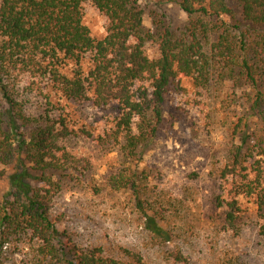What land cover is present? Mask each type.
Returning a JSON list of instances; mask_svg holds the SVG:
<instances>
[{
    "label": "trees",
    "instance_id": "obj_1",
    "mask_svg": "<svg viewBox=\"0 0 264 264\" xmlns=\"http://www.w3.org/2000/svg\"><path fill=\"white\" fill-rule=\"evenodd\" d=\"M164 1L186 16L179 35L163 20L152 24L153 31L145 30L140 0H0V163L13 166L0 200V264L16 248L25 252L12 264H140L129 252L125 257L131 263L107 256L100 247L82 248L57 229L52 207L58 180L65 177L57 171H66L67 163L60 143L71 133L69 123L54 112L55 97L89 101L94 109L115 104L113 128L96 142H122L120 150L133 157L155 138L168 88L181 78L203 87L213 64L220 63L237 68L252 87L251 112L264 126V90L258 85L264 77V0ZM87 3L106 18L101 40L92 39L83 25ZM232 5L245 24L229 22ZM147 42L156 46L155 59L146 55ZM88 55L85 72L80 63ZM261 136L252 150L232 152L219 176L234 180L225 197H215L224 230L236 225L243 197L253 199L264 221V173L243 167L256 148L257 156H264V127ZM141 177L114 175L107 185L132 192L144 229L168 243L169 203L148 199ZM172 208L177 211L174 203ZM259 231L264 235V224ZM172 258L188 264L179 250Z\"/></svg>",
    "mask_w": 264,
    "mask_h": 264
},
{
    "label": "rangeland",
    "instance_id": "obj_2",
    "mask_svg": "<svg viewBox=\"0 0 264 264\" xmlns=\"http://www.w3.org/2000/svg\"><path fill=\"white\" fill-rule=\"evenodd\" d=\"M139 3L145 30L153 31L152 24L163 20L179 35L186 16L177 5L164 0ZM232 8L234 17L229 22L245 24L239 7ZM83 13V25L91 38L101 40L106 18L90 3L84 5ZM145 51L148 58L157 57L154 43L147 42ZM89 59L88 55L80 63L85 72ZM67 68L71 72L74 67ZM258 85L264 90L263 76ZM251 96L252 87L240 71L220 63L213 64L203 87L181 78L167 90L155 138L137 148L133 157L120 150L122 142L104 146L96 142L112 130L118 116L115 104L94 109L89 101L55 97L54 112L69 123L71 133L60 143L67 163L66 171H57L65 175L58 180L52 207L57 229L82 248L100 247L107 256L127 263L131 262L125 252L138 256L140 264H184L172 258L179 250L188 264H264V235L259 231L264 221L253 199L239 200L241 213L234 228L227 230L220 228L222 214L215 202L234 183L219 177L232 152L240 149L246 153L262 138L264 126L251 112ZM23 133L28 135L29 130ZM259 151L256 148L254 158L243 166L249 173H264V156H257ZM12 168V164L0 163V200L8 190ZM132 173L142 176L148 199L169 203L172 238L168 243L154 239L144 229L132 192L115 191L107 185L111 176ZM24 252L16 248L4 263L19 262Z\"/></svg>",
    "mask_w": 264,
    "mask_h": 264
}]
</instances>
